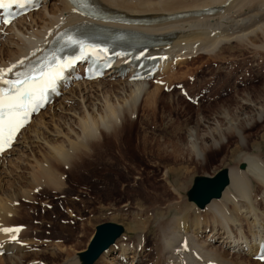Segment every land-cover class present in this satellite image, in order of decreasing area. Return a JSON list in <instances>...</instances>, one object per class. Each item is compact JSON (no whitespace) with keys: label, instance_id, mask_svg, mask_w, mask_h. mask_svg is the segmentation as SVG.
<instances>
[{"label":"bare ground","instance_id":"obj_1","mask_svg":"<svg viewBox=\"0 0 264 264\" xmlns=\"http://www.w3.org/2000/svg\"><path fill=\"white\" fill-rule=\"evenodd\" d=\"M95 1L106 10L120 13L125 17L153 19L150 23L117 21L112 25L136 30L145 36L169 39L171 43L168 46L158 47L148 55L158 54L161 50L168 48L166 53H171L177 60L182 61H178L175 68L165 67L164 79L155 81L154 86L151 82H129L128 78L111 81V77L101 81L76 84L64 92L57 103L55 102L45 112L34 118L32 123L22 130L14 147L0 158V228L15 226L10 223L12 219L9 216H20L17 208V202L20 199L33 201L34 193H37L34 190L44 186L57 190V185L62 183L63 177L71 171L73 163L80 162L81 158L88 159L87 154L93 153L95 147H98L99 150L103 149L98 155L99 167L102 171V175H99L98 178L102 187H99L98 191L101 193L100 196L105 198L114 195L112 192L120 188L119 185L122 182V176H119L125 172L123 170L118 172V167L120 164L124 166L129 162L125 159L126 152L123 154L122 148L130 149L133 140L135 150L146 151L147 139L144 136L139 137L141 133L133 135L131 132V128L137 126L139 121L138 112L151 113V110L155 111L160 88L168 87L177 78L187 75L186 71L179 73L178 76L175 71L178 66L179 68L182 65L184 67L185 60L196 54H198L197 56L206 54L210 60L217 61L222 59V53L224 54L225 51L228 53L234 49H251L254 52L264 50V0ZM178 14L183 16L178 17ZM89 21L95 22L92 18L76 13L66 0H45L43 7L38 11L20 18L8 28L0 29V68L6 69L12 64H17L18 67L7 75V77H14L15 72L28 69V64L46 49V44L69 29L87 24ZM21 60L24 61L23 65H19ZM251 87L244 85L242 88L245 90L242 91L240 97H238L239 94H235L237 101L233 107L226 105L221 109L219 107L218 112L212 118L200 117L193 128H189L186 138L189 139L186 143L170 144L168 150L166 145L163 144L165 147L160 145L162 149L165 148L164 152L159 146V149L168 158H172L174 163L178 164L179 161L186 159L185 157L192 160V157L195 161L194 165L197 167L207 163L206 153L214 150L219 151L230 138L236 137L238 144L230 155L232 158L241 155L236 160V164L243 163L245 165L241 170L236 167V164L228 168L229 183L219 199H212L205 207L206 209L204 208L205 210L201 209L205 211L204 214L202 213L205 215H202L203 218L199 216L200 212L190 208L193 206L186 205V202L180 204L181 199L180 202L178 201L187 186L185 178L187 174L184 168L172 166L165 168L162 180L169 185L178 200L175 202L176 204L170 203L171 200H169V206L164 208L165 205H163V208L154 211L156 219L153 222L157 225L158 236H160L158 240V244L161 246L160 253L163 254L162 259L165 260L161 263L260 264L244 258L245 256L240 257L238 254L237 257H229L230 254L219 252L207 244V239H221L218 234H225L222 244L225 246L229 244L228 248L233 245L237 248L236 250H239L243 245L253 249L254 244L264 240V225H262L263 222H260L264 216V209L260 213L259 211L258 213L253 212L255 214L252 213L251 217L254 218L250 224L247 219L242 218L240 212L245 210L244 212L250 213V209L254 210V204L258 201L255 197L257 186L264 188V159H260L259 156H246L243 152L248 149L246 147L248 136L245 131L251 129L252 123H264V87L255 96L251 95L248 90ZM67 103L72 104L68 106ZM201 127L206 131L200 135ZM261 138L264 139V134ZM134 139H138L140 143L135 142ZM205 139L208 140L205 141ZM110 140L116 142L117 146L119 145L115 156L110 155ZM123 142L125 145H122ZM253 144L250 143V147ZM112 157L118 159L116 164ZM85 162L87 160L81 163L85 165ZM174 163L173 165H176ZM10 173L12 174L10 175ZM18 173L21 174L18 175ZM15 180H17V184H14ZM252 182L257 184L254 183L255 188H253ZM174 198L176 199V197ZM236 198L239 200L236 201ZM177 202H179L178 205ZM139 204L141 203L139 202ZM191 205L194 204L191 203ZM126 206L128 205L125 204L124 207ZM257 206L259 205L257 204ZM171 212L174 213V217L168 218ZM136 216L135 214L134 217ZM235 216L236 218H234ZM237 219L240 224L237 223ZM243 219H245L248 229L246 230L250 236H246L248 233L245 234L240 230L243 227ZM143 222L144 224L140 223L138 227L145 225L144 230L149 226V223ZM208 223L214 225V227L212 226L213 230L209 228L210 236L208 235L205 240L195 241L194 238H199L200 233L203 234L206 231L205 227ZM252 223L253 226H250ZM143 230L141 229V231ZM137 235L138 243H136L134 252L129 254L127 252L132 247L129 242L125 243L127 240L124 238L126 237L122 235L120 229V234L114 244L97 260L101 264H121L126 261H129V264H136L135 262L142 255L140 252H143V247L139 243L140 233ZM247 238H252L254 244H250ZM18 242L20 243L10 242L8 235L0 233V249L5 252L0 256V264H21L20 261L29 256L26 241L18 240ZM183 242L187 243V250L183 249ZM112 249H118V255L107 262L106 257ZM63 250L65 249L61 251ZM9 254L10 256H6ZM68 257L70 256L68 255ZM159 257L157 255V258ZM71 258L72 264H80V259L84 264L82 255L80 258L77 255ZM67 260L69 261V259Z\"/></svg>","mask_w":264,"mask_h":264},{"label":"rangeland","instance_id":"obj_2","mask_svg":"<svg viewBox=\"0 0 264 264\" xmlns=\"http://www.w3.org/2000/svg\"><path fill=\"white\" fill-rule=\"evenodd\" d=\"M236 50L237 49H234L232 52L228 53L225 51L224 54L222 53L223 56L221 55L222 59H218L217 61L210 60L206 54H200L193 59L194 56L191 58L188 65H186L188 59L185 60L186 63L184 66L186 65V67L183 70L181 69L182 71L179 73L187 71V75L182 78H177V80H175L177 83L176 86H181V89H186L193 98H200L199 101L197 100L199 102L198 104L190 103L182 97L180 93L181 89H179V91L172 90L168 92L160 88L156 110H151V113L145 111L138 112L139 121L137 126L135 125L131 128V132L133 135H139L141 133L139 137L141 136L142 138V136H144L147 139V145L145 144L146 154L145 152H140L133 148V140L130 149L122 148L123 154L126 152L125 159L129 160V162H127L128 164L125 163L124 166L123 164H120L118 167V172L119 170L125 172L119 176H122L123 182L120 183V188H117L115 192H112L115 196L111 195L107 198L100 196L101 193L98 190H100L99 187H102V183L100 184V182H98V178L99 175H102V171L99 167L100 159L98 155H100L103 149L99 150L98 147H95L93 153L89 152L88 154L90 155L87 154L88 159L81 158L80 162L73 163L70 168L71 171L63 177L64 179L62 183H60L61 187L60 184L57 185V190H52L50 187L44 186L41 187L43 189L40 188L34 190L37 191V193H34L33 201L29 202L26 199H20L17 202L20 216H9V218L11 217L10 219H12L10 220V223L14 224V227L22 226L21 231L16 234L17 240H23L26 241L27 244H33L32 249H30V251L27 250L29 256L22 259L20 263L68 264L72 259L71 257L77 255L78 258H80V256L86 251L90 238L94 235L97 226L110 223L118 226L121 229L122 235L126 237L124 238L127 240L125 243H130L132 249L130 248L129 252H127L129 254L132 251L134 252L136 243H138V240L136 239L138 236L137 234L140 233L139 236L141 240L139 239V243L143 247V252H140V255H142L141 258L138 257L139 259L136 261L138 262L137 264H164L161 263L165 260L162 259L163 254L160 253L161 246L158 244L160 236H158L157 225L153 222L156 219L154 211L158 208H165L169 206L170 203L176 204L175 202L178 200L177 196L173 194L172 189L169 188V185L162 180V174L164 173L165 168L171 166L184 168L187 174L185 175L187 186L182 191L178 201L180 202L181 199L180 204L186 202V205L194 207L195 205H191V203L187 201L186 196V193L192 186L194 178L202 176L212 177L222 169L228 170V168L236 164V160L241 155H238L236 158H232L230 155L232 150L237 147L238 143L236 137L230 138L228 143L219 151L214 150L206 153L207 163L197 167L194 165L195 161L192 157V160L185 157L186 159L179 161L178 164L174 163L172 158H168L163 153L165 148H163V150L162 147H165L164 145H166V149L168 150L170 144L176 145L186 143L189 139H186L189 128H193L195 122L198 121L200 117L212 118L213 115L218 112L219 107L220 109L226 106L233 107V104L237 101L236 95L239 94L238 97H240L242 91L245 90V88H242L244 85L252 86L248 90L253 96H255L258 91L260 92L262 87H264V50L262 52H254L251 49ZM258 67H260L259 70ZM254 69L256 70L253 71ZM178 70H180L179 66ZM179 73L177 72L178 76ZM255 74L257 78L255 77ZM188 76L190 79H187ZM245 80L247 81L246 83L244 82ZM151 84L153 86L155 85L154 82H151ZM203 91L206 92L205 95H203ZM209 91L212 97L214 96L213 98H208ZM216 94H219L220 96L216 98ZM70 104L72 103H67L68 106ZM263 126L264 123H252L250 130L246 128L247 130L245 132L248 136L246 138V147L249 149L243 151L246 156H259L260 159H264V139L261 138L264 134ZM200 131L199 134L201 135L205 133L206 129L201 127ZM124 140L127 141L126 139ZM207 140L208 139H205V141ZM134 141L140 143L138 142V139H134ZM250 143L254 144L250 147ZM100 145L102 146V144ZM122 145H125V142H123ZM160 145L163 146L161 147ZM118 146L116 142L110 140L109 148L111 156H115ZM159 148L162 149L163 152ZM14 157L17 156L14 155ZM85 160H87V162L83 165L81 162H84ZM112 160L115 164L118 162V159L115 157H112ZM173 163L176 165H173ZM121 165L123 166V169ZM240 166H243V168L245 167L243 163L236 164V167L241 170ZM11 174L12 173H10V175ZM20 174L21 173H18V175ZM5 176H7V174H5ZM16 181L17 180H15L14 184H17ZM254 183L255 182H252L253 188L257 185ZM123 186L128 187L124 188ZM262 188L263 187L260 188L257 186L255 197L259 202L257 201L255 203L256 206L254 204L255 209H250V213L244 212L245 210L240 211L242 218L244 217L247 219L249 224L254 218L251 217L252 213H258V211L260 213L264 209V188ZM174 197H176V199ZM138 200L141 204H139ZM235 200L237 201L239 199L236 198ZM179 202H177V205ZM125 204L128 206L124 207ZM257 204L259 206H257ZM193 207L190 208L194 211L200 212L198 213L199 216H202L205 213L204 210L206 208L201 210L196 206ZM67 211L70 212L71 215L77 216L75 222L69 223V214ZM135 214L137 215L136 217H134ZM173 217L174 213L171 212L168 218ZM234 218H236V216ZM245 219L242 221V228L244 230L242 228L240 230L245 234L247 232L250 235L247 231V226L245 225ZM143 221L149 223V226L146 225L148 227L144 230L143 228L145 225L144 227H138L140 223L144 224ZM260 222H263L262 225H264V216ZM237 223L240 224L238 219ZM212 226L214 227L211 223L206 224L205 232H207L209 228L213 230ZM238 226L240 228V225ZM250 226H253V223ZM147 228L148 231L146 232ZM141 229L143 231H141ZM205 232H203V234L200 233L201 238H194L195 241H200L201 239L205 240L208 237ZM221 232H223V230H221ZM222 236H224V234H218V237H221V239H215L212 243L213 245H210L219 252L230 254L228 255L229 257H237L236 253L233 254L222 245V240L224 238ZM60 249L65 250L61 251ZM117 251L119 250L112 249L109 251L106 257L108 260L107 262H109V260L111 261V258L117 256ZM68 255L70 257H68ZM157 255L160 257L157 258ZM6 256H10V254ZM238 256L243 257L242 255ZM67 259H69V261ZM246 259L249 260L247 257ZM80 261V264H83L81 259ZM97 263L101 264L98 260L93 264ZM124 263L121 262V264ZM69 264H72V262ZM125 264H129V261H126Z\"/></svg>","mask_w":264,"mask_h":264},{"label":"snow or ice","instance_id":"obj_3","mask_svg":"<svg viewBox=\"0 0 264 264\" xmlns=\"http://www.w3.org/2000/svg\"><path fill=\"white\" fill-rule=\"evenodd\" d=\"M71 2L78 3L81 8L88 7L87 0H71ZM11 3H16L17 6L23 8L25 4L32 5L33 0H9V2L0 0V8L11 6ZM9 23L10 20H3L4 25L7 26ZM67 43H73L71 38ZM80 49L82 55L87 54L83 44H80ZM93 54L106 56L107 53L105 49H94ZM78 59L80 57L65 60L56 64L55 67H49L46 71L42 66L39 75H36L35 68L15 72L13 79H8L7 75L18 67L17 64H12L6 69L0 68V152L4 151L5 146H11L15 134L28 120L29 115L41 106L46 93L55 88L56 82L62 78L64 71L72 67ZM23 63V60L19 61V65ZM134 79H139V77H134ZM18 232V228H0V233L8 235L10 242H18L15 235ZM183 249L187 250L186 242Z\"/></svg>","mask_w":264,"mask_h":264},{"label":"water","instance_id":"obj_4","mask_svg":"<svg viewBox=\"0 0 264 264\" xmlns=\"http://www.w3.org/2000/svg\"><path fill=\"white\" fill-rule=\"evenodd\" d=\"M242 169L243 166H240ZM229 183L227 169H222L212 177L202 176L193 180L191 188L186 193L188 202L203 209L212 199H219ZM120 229L110 223L96 227L86 251L82 254L84 264H93L117 239Z\"/></svg>","mask_w":264,"mask_h":264}]
</instances>
